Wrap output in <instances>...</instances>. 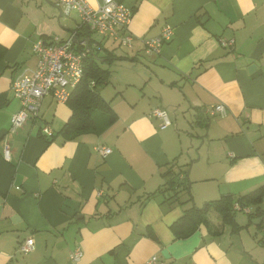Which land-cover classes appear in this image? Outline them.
<instances>
[{
	"label": "crops",
	"instance_id": "0c3cea01",
	"mask_svg": "<svg viewBox=\"0 0 264 264\" xmlns=\"http://www.w3.org/2000/svg\"><path fill=\"white\" fill-rule=\"evenodd\" d=\"M122 2L132 9L130 46L86 35L100 55L118 57L99 88L114 121L95 112L96 130L66 138L69 105L44 95L37 117L7 135L9 161V119L0 126V264H147L152 255L163 264H264V194L259 204L233 202L237 229L213 208L185 236L171 227L191 203L236 200L264 184V0ZM60 12L53 0H0V111L20 108L11 81L35 68L33 43L72 35L78 17ZM165 26L171 38L148 51L142 41ZM120 62L131 68L120 73ZM217 103L224 114L209 111ZM156 107L167 126L150 115ZM188 143L197 150L191 165ZM174 163L188 186L179 201L191 189L192 202H163L156 192ZM29 237L33 249L20 252Z\"/></svg>",
	"mask_w": 264,
	"mask_h": 264
},
{
	"label": "built area",
	"instance_id": "2783aa9c",
	"mask_svg": "<svg viewBox=\"0 0 264 264\" xmlns=\"http://www.w3.org/2000/svg\"><path fill=\"white\" fill-rule=\"evenodd\" d=\"M53 2L63 15L75 14L78 23L72 35L66 39L50 43L42 39L35 41L32 45V50L37 55L35 68L28 72L23 71L12 79L11 90L19 99L20 108L10 115L4 135L2 155L6 161L10 160V140L7 135L21 127L28 118L37 117L43 96L50 94L57 102H66L71 90L81 80L83 58L88 51V38L83 30L111 38L124 46H130L134 39L128 29L132 19V9L122 0H102L96 7L91 6L86 0H53ZM171 35L172 28L165 26L158 36L146 38L142 42L148 51L156 52L163 42L171 38ZM232 43V40H228L224 44ZM209 111L224 114L226 108L224 104L217 103ZM150 115L162 119L161 127L169 124L165 111L159 107L153 108ZM41 130L45 135L51 134L48 126H43ZM98 150L103 155L110 152L109 147H100ZM33 246V238L29 237L19 246V250L27 253L33 249ZM81 256L82 251L79 247L70 255L73 261ZM146 263L163 264L156 255H152Z\"/></svg>",
	"mask_w": 264,
	"mask_h": 264
},
{
	"label": "trees",
	"instance_id": "16d2710c",
	"mask_svg": "<svg viewBox=\"0 0 264 264\" xmlns=\"http://www.w3.org/2000/svg\"><path fill=\"white\" fill-rule=\"evenodd\" d=\"M83 31L86 34H90L88 31ZM99 50L100 47L91 46L88 40V51L83 58V76L71 90L66 101L71 109V115L60 130V133L66 138L96 130L95 112L102 116V122L106 123V125L112 123L115 119L114 112H112L108 102L100 94L99 88L108 82L110 75L108 66L118 59V57L108 50L105 52V55H100ZM4 52L5 47L0 44V59ZM160 174L164 178V182L156 192L163 196V202L171 199H175L181 204L189 201L192 202L191 194L184 201H179L178 198V194L182 190H185L188 194V186L184 182L181 167L175 168V163L167 164ZM263 194L264 184L239 196L236 200H233L229 195H223L218 199L209 201L203 207H197L191 203L189 207L183 210L182 215L171 227L176 235L185 236L193 231L196 225L204 222L208 211L213 208L219 213L223 222L230 224L233 229H237L239 226L233 219V202L239 203L241 207H246L248 203L259 204Z\"/></svg>",
	"mask_w": 264,
	"mask_h": 264
},
{
	"label": "rangeland",
	"instance_id": "374dc122",
	"mask_svg": "<svg viewBox=\"0 0 264 264\" xmlns=\"http://www.w3.org/2000/svg\"><path fill=\"white\" fill-rule=\"evenodd\" d=\"M95 35V37L96 38H98L99 36L97 35V34H94ZM123 64H125V66H128L126 63H122V62H120V63H118L117 64V66H114L116 69L117 68H119V72L120 73H123V72H125V69H124V66H123ZM119 65V66H118ZM121 66V67H120ZM109 68H112V66H108ZM129 67L131 68V66L129 65ZM193 137V139L194 140H196L197 139V136L196 135H193L192 136ZM198 138H200V136L198 137ZM189 146V148L191 149L190 151H189V154L187 153V147ZM190 155V156H189ZM194 155H196L197 156V150H196V148L193 146V147H191V145L188 143V145L185 147V149H184V151H183V156H186L187 157V161L190 163V165L192 164V159L194 158ZM190 189V188H189ZM192 192H191V189H190V194H191ZM185 194V193H184ZM184 194L183 195H181L182 197L184 196ZM181 197V198H182ZM238 213V215L239 214H241V215H243V213L242 212H237Z\"/></svg>",
	"mask_w": 264,
	"mask_h": 264
},
{
	"label": "water",
	"instance_id": "95a60500",
	"mask_svg": "<svg viewBox=\"0 0 264 264\" xmlns=\"http://www.w3.org/2000/svg\"><path fill=\"white\" fill-rule=\"evenodd\" d=\"M9 118L10 114L0 111V126L4 125Z\"/></svg>",
	"mask_w": 264,
	"mask_h": 264
}]
</instances>
